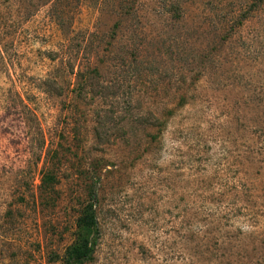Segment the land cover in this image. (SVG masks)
Returning <instances> with one entry per match:
<instances>
[{"label":"rangeland","instance_id":"374dc122","mask_svg":"<svg viewBox=\"0 0 264 264\" xmlns=\"http://www.w3.org/2000/svg\"><path fill=\"white\" fill-rule=\"evenodd\" d=\"M252 2L0 0V264H59L91 182L84 264H264Z\"/></svg>","mask_w":264,"mask_h":264},{"label":"trees","instance_id":"16d2710c","mask_svg":"<svg viewBox=\"0 0 264 264\" xmlns=\"http://www.w3.org/2000/svg\"><path fill=\"white\" fill-rule=\"evenodd\" d=\"M133 3L134 2H131L130 5L128 3L124 5L125 13L129 14L133 10ZM252 4H254L253 7L260 8L261 5L264 4V0H253ZM180 10L181 7L176 5V11ZM248 12L249 10L239 15L237 28L242 26L244 20L249 18ZM79 76L80 73H78L75 78L80 80L81 78H79ZM77 87L79 89L78 94H83L84 89L82 85L78 84ZM161 125L162 124L151 126L160 127ZM101 129L102 134L98 132L96 135H107V128L101 127ZM152 138L156 141V136H152ZM94 178L95 177L92 176L91 180L93 181ZM54 181L55 177L50 173H46L42 176V187H52ZM86 192L87 199L85 205L75 222L76 231L73 242L64 250L63 254H53L51 257L53 261H57L59 264H84L93 259L99 241V228L96 216L97 189L94 182L87 185Z\"/></svg>","mask_w":264,"mask_h":264}]
</instances>
